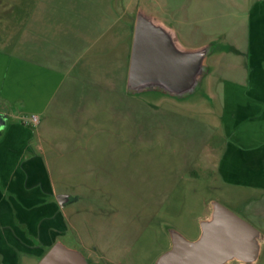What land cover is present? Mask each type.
<instances>
[{"label": "rangeland", "instance_id": "rangeland-1", "mask_svg": "<svg viewBox=\"0 0 264 264\" xmlns=\"http://www.w3.org/2000/svg\"><path fill=\"white\" fill-rule=\"evenodd\" d=\"M256 4L264 0H115L112 9L118 20L105 34L107 42L114 33L119 38L110 48L113 66L106 62L107 67L98 70L103 86H89L90 92L113 99L96 101L98 107L91 103L84 113L78 108L82 102H73V111L52 122L55 128L79 125L92 133L79 142L82 148L74 147L71 158L47 166L58 191H68L80 202L75 211H92L88 218L83 214L89 230L85 245L77 241L76 231L65 235V216L58 215L57 241L80 252L88 264H109L97 257L103 248L99 240L111 243L115 264H157L171 249L172 234L188 239L181 229L190 227L191 218L197 226L210 220L215 202L259 231L256 262L232 259L224 264H264V180L245 182L224 165L231 118L224 109L223 88L233 73L229 63L238 62L229 53L233 44L246 46L249 11ZM140 15L158 21L163 17L174 27L177 18L186 15L196 22L187 41L211 40V50L220 48L227 54L217 62L208 58L184 95L160 86L133 88L128 73ZM6 39L11 44L16 37ZM57 135L62 140L66 134ZM35 245L42 255L50 247ZM27 257L25 264H37L41 256Z\"/></svg>", "mask_w": 264, "mask_h": 264}, {"label": "crops", "instance_id": "crops-1", "mask_svg": "<svg viewBox=\"0 0 264 264\" xmlns=\"http://www.w3.org/2000/svg\"><path fill=\"white\" fill-rule=\"evenodd\" d=\"M114 4L115 0H0V114L7 118L0 136V264H25L27 256L41 259L54 244L62 243L57 241L59 214L65 216L66 236L76 231L80 244L89 242L83 214L92 211L77 213L80 202L68 191H58L47 166L71 158L72 150L83 147L79 142L85 134L92 133L79 125L55 128L52 122L73 111V102H82L78 108L84 113L91 103L98 107L96 101L113 99L90 92L89 86H103L98 70L106 68V62L113 66L110 48L119 38L114 33L107 42L105 34L116 24ZM184 16L177 18L176 27L163 17L148 19L171 36L177 50L205 51L203 63L225 57L224 50L209 48L211 40H186L196 22ZM15 37L7 44L6 38ZM232 48L231 54L226 52L238 62L229 63L232 78L225 80L223 88L224 109L231 118L224 165L245 182L264 180V4L249 11L246 46L240 49L233 44ZM33 116L37 124L31 123ZM246 117L259 120L247 123ZM59 132L66 134L64 139L58 140ZM62 196L67 200L59 210ZM203 222L198 227L191 218L190 227L181 229L186 240L199 239ZM98 242L103 248L97 257L115 264L111 243ZM35 243L50 247L42 255Z\"/></svg>", "mask_w": 264, "mask_h": 264}, {"label": "water", "instance_id": "water-1", "mask_svg": "<svg viewBox=\"0 0 264 264\" xmlns=\"http://www.w3.org/2000/svg\"><path fill=\"white\" fill-rule=\"evenodd\" d=\"M205 51L182 52L171 36L149 19L138 16L134 29L128 84L160 86L175 95H184L201 71ZM7 124L0 114V134ZM61 206L67 200L60 197ZM63 200V201H61ZM202 234L188 241L173 233L172 247L157 264H224L236 259L253 263L258 259L259 231L223 205L215 202L211 220L201 224ZM38 264H88L78 251L54 244Z\"/></svg>", "mask_w": 264, "mask_h": 264}, {"label": "built area", "instance_id": "built-area-1", "mask_svg": "<svg viewBox=\"0 0 264 264\" xmlns=\"http://www.w3.org/2000/svg\"><path fill=\"white\" fill-rule=\"evenodd\" d=\"M31 120H32V122H37V118L34 116L31 118Z\"/></svg>", "mask_w": 264, "mask_h": 264}, {"label": "trees", "instance_id": "trees-1", "mask_svg": "<svg viewBox=\"0 0 264 264\" xmlns=\"http://www.w3.org/2000/svg\"><path fill=\"white\" fill-rule=\"evenodd\" d=\"M2 135V132H1V134H0V136Z\"/></svg>", "mask_w": 264, "mask_h": 264}]
</instances>
